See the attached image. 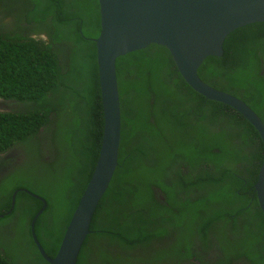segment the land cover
<instances>
[{"label": "trees", "instance_id": "1", "mask_svg": "<svg viewBox=\"0 0 264 264\" xmlns=\"http://www.w3.org/2000/svg\"><path fill=\"white\" fill-rule=\"evenodd\" d=\"M22 18L29 29L0 28V96L17 104L0 112V151L20 142L30 159L0 181V212L17 188L42 195L47 204L34 233L54 256L102 139L92 39L98 0H31ZM222 46L221 55L203 59L199 76L264 121V21L236 27ZM116 75L118 164L76 264H264V214L254 191L263 158L258 131L232 106L193 89L163 45L118 56ZM41 205L16 192L0 217V264H49L31 231ZM223 236L228 244L220 246Z\"/></svg>", "mask_w": 264, "mask_h": 264}, {"label": "water", "instance_id": "2", "mask_svg": "<svg viewBox=\"0 0 264 264\" xmlns=\"http://www.w3.org/2000/svg\"><path fill=\"white\" fill-rule=\"evenodd\" d=\"M99 34L93 37L103 108V133L92 174L66 225L60 245L50 257L39 244L34 222L47 201L38 193L20 187L39 198L43 205L31 220L33 239L49 264H76L84 239L90 232L94 210L107 189L118 164L121 110L116 75V58L150 43L165 46L185 81L206 98L232 106L258 131L263 158L254 183L259 207L264 214V121L243 99L203 80L197 69L209 55L223 53L225 36L241 25L264 21V0H98Z\"/></svg>", "mask_w": 264, "mask_h": 264}, {"label": "flooded vegetation", "instance_id": "3", "mask_svg": "<svg viewBox=\"0 0 264 264\" xmlns=\"http://www.w3.org/2000/svg\"><path fill=\"white\" fill-rule=\"evenodd\" d=\"M31 0H0V28L8 30L10 28L20 29L24 25H29L23 21L22 15L26 12L28 2ZM17 110V104L10 98L0 96V112ZM40 138V137H39ZM20 142L0 152V181L6 177L10 171L25 168L30 157ZM12 158V159H11ZM29 174V171H28ZM3 198L0 196V203ZM11 200V198H10ZM7 213V212H5ZM164 262V261H163ZM166 262V261H165ZM236 263V262H235ZM234 262L232 264H235ZM155 264H159L155 261ZM167 264V263H162ZM172 264V263H169Z\"/></svg>", "mask_w": 264, "mask_h": 264}, {"label": "rangeland", "instance_id": "4", "mask_svg": "<svg viewBox=\"0 0 264 264\" xmlns=\"http://www.w3.org/2000/svg\"><path fill=\"white\" fill-rule=\"evenodd\" d=\"M171 240H174L173 236H171ZM227 244H228V239L223 236L220 240V246L227 245ZM220 251L222 252L223 257H225L223 253V248L222 249L220 248ZM143 253H144V250H138L137 252L135 251L133 252V254H135L137 257L142 256ZM135 264H139V263H135ZM235 264H250V263L247 259L242 258L240 261L236 262Z\"/></svg>", "mask_w": 264, "mask_h": 264}, {"label": "clouds", "instance_id": "5", "mask_svg": "<svg viewBox=\"0 0 264 264\" xmlns=\"http://www.w3.org/2000/svg\"><path fill=\"white\" fill-rule=\"evenodd\" d=\"M98 5H99V3H98ZM23 21L24 22H26L24 19H23ZM27 23V22H26ZM20 29H21V27H20ZM25 29H29V25H24V26H22V30H25ZM92 39H93V37H92ZM8 147H11V146H8ZM8 147H6L5 149H7ZM4 149V150H5ZM4 150H2V151H4ZM1 152V151H0ZM12 159V158H11ZM20 190V189H19ZM14 192V191H13ZM36 193V192H35ZM40 195V194H39ZM42 196V195H41ZM11 197H12V195H11ZM43 197V196H42ZM37 198V197H36ZM44 198V197H43ZM39 199V198H38ZM46 200V199H45ZM12 203V202H11ZM14 204H15V197H14ZM14 204H13V206L11 207V205L9 206V208L7 209V210H5L4 212H0V217L1 216H3L4 214H8V213H10L11 212V210H12V208L14 207ZM42 205H43V202H42ZM41 205V206H42ZM46 207V206H45ZM40 209V208H39ZM38 209V210H39ZM37 210V211H38ZM44 210V209H43ZM36 211V212H37ZM5 212H7V213H5ZM35 215V214H34ZM33 218V217H32ZM31 222V221H30ZM35 223V222H34ZM66 228V227H65ZM34 230H35V228H34ZM37 238V237H36ZM34 240V239H33ZM38 240V239H37ZM38 242H39V240H38ZM61 242V241H60ZM34 243H35V245L37 246V248H38V245L36 244V242L34 241ZM39 244L41 245V243L39 242ZM60 245V244H59ZM42 246V245H41ZM154 246H156V244L154 245ZM42 248H43V246H42ZM38 250H39V248H38ZM44 250V249H43ZM39 252H40V250H39ZM41 253V252H40ZM47 254V253H46ZM42 255V254H41ZM48 255V254H47ZM55 255V254H54ZM49 256V255H48ZM50 257H53V256H50ZM49 263V262H48Z\"/></svg>", "mask_w": 264, "mask_h": 264}]
</instances>
